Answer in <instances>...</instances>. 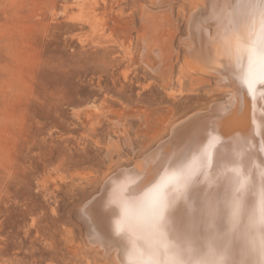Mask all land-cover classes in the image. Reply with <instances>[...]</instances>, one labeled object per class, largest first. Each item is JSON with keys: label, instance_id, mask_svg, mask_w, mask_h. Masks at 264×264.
<instances>
[{"label": "bare ground", "instance_id": "6f19581e", "mask_svg": "<svg viewBox=\"0 0 264 264\" xmlns=\"http://www.w3.org/2000/svg\"><path fill=\"white\" fill-rule=\"evenodd\" d=\"M175 1L143 4L138 20H101L97 2L80 1L90 29L137 35L136 62L165 88L179 72L192 89H226L103 180L80 212L89 245L103 263L264 264V0H192L184 26ZM86 114L114 121L100 106ZM108 140L112 164L123 149Z\"/></svg>", "mask_w": 264, "mask_h": 264}, {"label": "rangeland", "instance_id": "374dc122", "mask_svg": "<svg viewBox=\"0 0 264 264\" xmlns=\"http://www.w3.org/2000/svg\"><path fill=\"white\" fill-rule=\"evenodd\" d=\"M80 1L0 0V264H117L89 245L82 207L174 122L226 91L192 89L179 72L165 88L136 62L137 35L90 29ZM191 1H175L182 26ZM91 2L107 13L100 19L120 11L138 20L153 0ZM95 106L114 121H90ZM110 136L124 150L112 164L102 156Z\"/></svg>", "mask_w": 264, "mask_h": 264}, {"label": "snow or ice", "instance_id": "6c2138e0", "mask_svg": "<svg viewBox=\"0 0 264 264\" xmlns=\"http://www.w3.org/2000/svg\"><path fill=\"white\" fill-rule=\"evenodd\" d=\"M205 264H206V262H205Z\"/></svg>", "mask_w": 264, "mask_h": 264}]
</instances>
